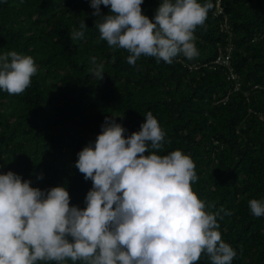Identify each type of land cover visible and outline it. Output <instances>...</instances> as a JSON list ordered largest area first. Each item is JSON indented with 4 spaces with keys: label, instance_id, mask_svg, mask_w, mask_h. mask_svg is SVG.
Returning <instances> with one entry per match:
<instances>
[{
    "label": "trees",
    "instance_id": "1",
    "mask_svg": "<svg viewBox=\"0 0 264 264\" xmlns=\"http://www.w3.org/2000/svg\"><path fill=\"white\" fill-rule=\"evenodd\" d=\"M161 2L144 0L142 13L153 19ZM198 2L212 8L194 32L197 57L169 64L141 56L130 65L126 50L100 39L90 0H0V55L16 51L37 67L22 94L0 89V174L12 171L44 192L65 187L70 206L83 210L92 181L75 167L78 153L94 146L105 117L127 138L151 111L165 133L157 154L190 156L193 191L216 205L206 210L232 213L217 217L237 252L232 264H264V216L248 203L264 202V0ZM83 21V38L72 41ZM221 49L229 64L216 62ZM92 56L104 65L100 81L89 72ZM197 264L211 261L202 254Z\"/></svg>",
    "mask_w": 264,
    "mask_h": 264
},
{
    "label": "clouds",
    "instance_id": "2",
    "mask_svg": "<svg viewBox=\"0 0 264 264\" xmlns=\"http://www.w3.org/2000/svg\"><path fill=\"white\" fill-rule=\"evenodd\" d=\"M143 2L90 0L92 15L102 18L95 24L100 39L126 50L130 65L141 56L171 64L181 54L189 60L199 55L194 32L204 25L210 2L162 0L153 19L142 13ZM101 4L108 15H101ZM86 27L83 21L71 40L82 39ZM90 63L89 72L102 80L103 63L95 56ZM36 73L33 57L0 55V89L8 94H22ZM124 133L105 117L94 146L78 153L75 167L92 181L83 210L70 206L65 187L44 192L12 171L0 174V264H197L202 254L211 264H232L237 252L223 241L217 221L232 213L223 206L206 210L216 205L193 191L198 176L191 157L181 150L157 154L165 133L151 111L138 132ZM248 203L255 217L264 216V202Z\"/></svg>",
    "mask_w": 264,
    "mask_h": 264
},
{
    "label": "built area",
    "instance_id": "3",
    "mask_svg": "<svg viewBox=\"0 0 264 264\" xmlns=\"http://www.w3.org/2000/svg\"><path fill=\"white\" fill-rule=\"evenodd\" d=\"M216 62L229 64V62H230L229 55L225 54L224 51L221 49L220 50V54H219V56L216 59ZM231 71H232V68H231ZM231 76L234 77V73H231Z\"/></svg>",
    "mask_w": 264,
    "mask_h": 264
}]
</instances>
